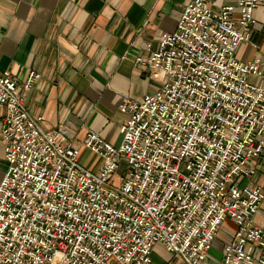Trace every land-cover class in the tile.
<instances>
[{
  "label": "built area",
  "instance_id": "1",
  "mask_svg": "<svg viewBox=\"0 0 264 264\" xmlns=\"http://www.w3.org/2000/svg\"><path fill=\"white\" fill-rule=\"evenodd\" d=\"M217 1L187 0L174 29L135 57L159 85L118 104L117 145L87 131L96 169L26 108L21 89L38 73L20 86L0 71V264H150L155 244L204 264L226 219L235 228L221 263L264 264L254 221L264 191L241 184L264 154V53L236 55L264 0Z\"/></svg>",
  "mask_w": 264,
  "mask_h": 264
},
{
  "label": "crops",
  "instance_id": "2",
  "mask_svg": "<svg viewBox=\"0 0 264 264\" xmlns=\"http://www.w3.org/2000/svg\"><path fill=\"white\" fill-rule=\"evenodd\" d=\"M186 1L0 0V71L8 70L20 86L30 71L38 73L21 92L30 113L41 115L43 127H62L79 149L88 130L117 145L126 117L118 104L159 85L134 59L148 53L147 43L155 47L159 35L174 29ZM254 18L248 43L240 48L243 59L264 53V3L256 6ZM245 48L253 54L242 56ZM84 153L92 158L86 167L96 169L100 158L85 148ZM5 166L0 137V178ZM253 168L241 184L251 180L264 191V154ZM263 214L264 199L254 217ZM234 228L230 219L220 225L204 264H222V244ZM150 264L184 263L155 244Z\"/></svg>",
  "mask_w": 264,
  "mask_h": 264
},
{
  "label": "rangeland",
  "instance_id": "3",
  "mask_svg": "<svg viewBox=\"0 0 264 264\" xmlns=\"http://www.w3.org/2000/svg\"><path fill=\"white\" fill-rule=\"evenodd\" d=\"M243 47V44H240L237 51H236V55L239 56L240 55V48ZM253 54V51H251L249 48H245L244 49V53L242 56H250ZM83 150H84V147L80 148V151H81V162L83 165L85 166H88L90 165V161H91V156H87L86 153H84L83 155ZM122 172H118L117 175H120ZM263 182V180L261 181ZM254 221L257 222L258 224L260 225H264V214H263V217H259V216H256L254 217Z\"/></svg>",
  "mask_w": 264,
  "mask_h": 264
}]
</instances>
